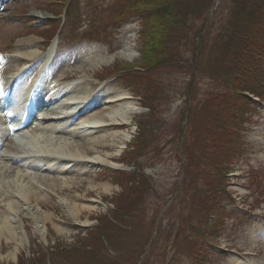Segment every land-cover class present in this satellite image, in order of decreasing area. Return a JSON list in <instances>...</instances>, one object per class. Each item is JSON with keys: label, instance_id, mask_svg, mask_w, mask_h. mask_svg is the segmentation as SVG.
Returning a JSON list of instances; mask_svg holds the SVG:
<instances>
[{"label": "rangeland", "instance_id": "rangeland-1", "mask_svg": "<svg viewBox=\"0 0 264 264\" xmlns=\"http://www.w3.org/2000/svg\"><path fill=\"white\" fill-rule=\"evenodd\" d=\"M125 2L75 0L66 15L61 13L64 0H0V55L4 58L0 57L6 64L4 71L12 67L11 72L1 75L9 77L17 67L13 57L17 41L37 37L41 64L33 62L30 72L33 74L43 66L54 76L45 83L48 89L80 78L86 81L85 89L93 94L86 107L54 135L88 144L92 141L87 138L96 137L95 140H101L96 147L107 161L86 167L11 163L12 168L29 171L40 193L32 199L31 208H37L36 213L46 212L49 218L35 222L21 206V231L17 229L18 235L13 239H0V264H264V98L247 105L242 103L248 119L241 132L243 149L241 157L232 161V171L223 178L224 188L208 197L195 195L196 186L213 175L204 164L207 152L200 163L193 159L188 162V156L179 149V130L186 121L182 117L185 104L201 106L214 86L207 77L199 75L192 90L188 89L189 78L179 70L161 69L146 75L125 69L139 59L141 47L139 21L121 9ZM228 5L229 0L214 1L215 20L217 16H226ZM99 11L100 25L95 23V12ZM52 13L58 16L51 18ZM52 20L55 27H60V33L48 44L46 36L54 27H48ZM127 42L133 60L121 55L110 59ZM53 43L54 55L44 63L45 52ZM203 52L207 55L206 50ZM101 55L107 58L102 63L90 60ZM221 89H216V94L222 98L225 94ZM152 90L156 97L151 101V111L144 105L143 93ZM112 93H119L121 98L111 100L108 96ZM100 94L99 100H95ZM65 95L45 107L42 97L37 98L41 108L34 113L55 111ZM234 101L241 102L239 98ZM120 103L134 110L126 123L115 121L113 127L88 133L74 129L84 116L106 112ZM227 103L231 108L235 106L232 101ZM148 115L154 117L151 132L147 130ZM143 123L146 125L140 128V136L147 140L150 135L154 137L152 146L132 150L130 147L138 144L136 137ZM26 124L27 128L35 127L36 121L29 117ZM4 126L5 129L6 123ZM189 131L184 129L189 149H201L191 143L193 136H211L201 129L193 135ZM192 154L195 156L196 152ZM94 155L93 152L88 156ZM136 173L145 176L144 189L131 185L132 174ZM44 178L55 181V187L48 188L42 182ZM89 183L96 187L93 189ZM99 184L109 185V190ZM70 201L77 204L78 212L66 208ZM121 204L128 206V210ZM113 223L120 225L115 227ZM105 225L114 226L112 244L98 238L97 231ZM113 230L108 228V232Z\"/></svg>", "mask_w": 264, "mask_h": 264}, {"label": "trees", "instance_id": "trees-1", "mask_svg": "<svg viewBox=\"0 0 264 264\" xmlns=\"http://www.w3.org/2000/svg\"><path fill=\"white\" fill-rule=\"evenodd\" d=\"M214 1L126 0L121 5L124 13L130 12L139 19L140 25V57L133 64L124 66L125 69H136L146 75L161 69L179 70L189 78L188 89L192 90L195 78L199 75L207 77L211 86H214L201 106L185 104L182 117L186 121L179 130V149L188 156V162L193 159L200 163V158L207 152L204 164L211 169L213 177L203 179V183L197 185L194 191L195 195L207 197L224 188L223 178L231 172L232 161L241 157V132L248 121L242 103H252L248 95L260 100L264 98V0H229L226 16H217L218 20L214 19L215 12L212 11ZM95 14H98L95 23L102 24L101 11ZM189 46L190 49H186ZM205 50L207 55L203 52ZM158 86L155 87L159 89ZM218 88H223L224 97L216 94ZM152 92L143 93L144 105L151 111V101L156 97ZM235 95L238 96L235 98ZM238 98L241 102L236 104L234 100ZM229 101L234 102L233 108L228 105ZM153 119V116H147V130L150 132ZM141 125L137 134L139 136L136 137L138 146H131L132 150L142 151L152 146L154 137L150 135L147 140L144 135L140 136V128L146 123ZM184 129H191L189 132L192 135L201 129L204 134L208 132L211 136L209 139L193 136L191 143L198 144L201 149H189ZM193 152H196L195 156ZM132 177L131 185L144 189L145 176L136 173ZM127 207L123 209L128 210ZM113 219L117 222L116 218ZM113 225L117 227L120 224ZM113 225H105L101 231H97L98 238L112 244V235L115 233ZM108 228L113 231L108 232Z\"/></svg>", "mask_w": 264, "mask_h": 264}, {"label": "bare ground", "instance_id": "bare-ground-1", "mask_svg": "<svg viewBox=\"0 0 264 264\" xmlns=\"http://www.w3.org/2000/svg\"><path fill=\"white\" fill-rule=\"evenodd\" d=\"M16 44L15 56L13 55L14 59L17 61V63H15V65H17L15 71L12 72L9 77H5L1 74H4L7 71L11 72L12 67L7 68V70L4 71L5 67L3 65L0 66V97L2 95L5 96L10 88L13 89L14 92L20 91L18 93H23L25 95L31 92L35 81L34 77H30L28 67H31L33 62L37 61L39 58L40 53L38 54L37 50L39 44L38 38L30 36L18 40ZM119 55L129 61L133 60L134 56L128 42L122 47L121 51L111 55L110 59ZM52 56L53 51L50 50L46 57L50 58ZM106 59L107 58H105L104 55H101L93 57L90 60L102 63ZM2 61L3 60H1L0 57V62ZM82 69V72H84L85 68ZM43 74H46V71H44ZM85 82V80L79 78L71 80V82H63L64 84H62V82L61 84H54L53 88L48 89L46 97L51 101L56 100V95H59L60 92H64L66 88L68 91L66 90L65 93L68 94L65 95L66 98L63 102L57 105L55 111L50 113L43 112L41 114L42 116L37 117V127H32L25 132L14 131L13 137L10 138H8L7 130L1 129V126L6 121L7 123L13 122V127H17L16 122L21 121L26 113H31L26 107V99L20 100L22 105L19 106L20 111L17 115L11 114L13 110L17 109L14 107L13 110L7 112L8 116L0 118V152L2 155V157H0V239L5 238L10 240L18 235L17 229L20 230L21 228L19 211L23 206L26 214L35 222H43L49 218L46 212L40 210L38 211L39 213H36L34 211L37 210V208H35V210L31 208L32 199H36L40 196V193L36 191L38 187L32 182V177L29 174V171H23L18 167L12 168L11 163L13 161L25 165L30 163L35 165L45 163L48 165L59 164L70 166L81 164L85 167L86 165L107 163L105 156L102 157L100 150L96 147L101 141L100 139L95 140L96 137L87 138L92 141L91 144H88L84 142L78 143L74 140L70 141L65 137L54 135L56 130L67 126L71 119L74 118L75 114L86 106L89 97H93L92 92L85 89ZM38 86H41L40 83H38ZM54 88H57L58 91L53 90ZM41 89H43V87ZM100 96L101 94L98 95L95 100H99ZM108 98L117 101L121 97H119V93H112ZM3 102L0 98V104H3ZM6 104L11 108L15 104V100H8ZM127 105L128 104L120 103L116 107L108 109L106 112L97 111L90 116H84L78 123V127L74 129L78 130V128H80L84 133H88L98 128H100L99 130H102L104 127H113L115 121L126 123L134 112L133 108H129ZM66 108H68V110H66ZM93 152L95 155L89 157L88 155ZM42 182L47 185L48 188H50L51 185L54 188V183H56L55 181L45 178ZM64 182L65 181H63V183ZM88 186L93 189L96 187L91 183H89ZM99 186L105 191L109 190V185L99 184ZM70 203V206L68 205L65 207L68 210L70 209V212H73V210L78 212L77 204L72 203L71 201ZM82 207L87 206L84 205ZM236 264L244 263L238 261Z\"/></svg>", "mask_w": 264, "mask_h": 264}]
</instances>
